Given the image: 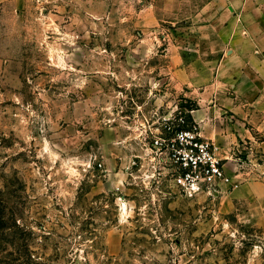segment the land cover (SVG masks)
Masks as SVG:
<instances>
[{"label":"rangeland","instance_id":"1","mask_svg":"<svg viewBox=\"0 0 264 264\" xmlns=\"http://www.w3.org/2000/svg\"><path fill=\"white\" fill-rule=\"evenodd\" d=\"M199 1L0 3V264H264V201L234 192L264 184L257 97L239 104L248 120H214L227 135L213 140L228 174L216 194L129 168L155 109L199 125L202 56L219 51L205 43L224 39Z\"/></svg>","mask_w":264,"mask_h":264},{"label":"crops","instance_id":"2","mask_svg":"<svg viewBox=\"0 0 264 264\" xmlns=\"http://www.w3.org/2000/svg\"><path fill=\"white\" fill-rule=\"evenodd\" d=\"M183 1L172 0L180 8L184 6ZM200 1L206 14L221 18L220 31L224 33V39L217 43H205L206 47L213 45L219 51L214 55L206 53L208 56H202L203 62L213 64V69L211 77L204 76L203 108L194 111L192 116L199 123L204 137L220 143L218 140L227 135L213 129L214 120L218 124L228 117L227 113L238 114L240 110L244 113L241 118L248 120L251 106L242 108L239 104H251L254 97H257L259 108L264 111V0ZM187 81L198 84L191 78ZM244 134L250 136L249 131ZM218 153L226 158L223 152L218 150ZM234 192L241 201L254 198L264 201V184L259 182L242 183Z\"/></svg>","mask_w":264,"mask_h":264},{"label":"built area","instance_id":"3","mask_svg":"<svg viewBox=\"0 0 264 264\" xmlns=\"http://www.w3.org/2000/svg\"><path fill=\"white\" fill-rule=\"evenodd\" d=\"M139 124L136 138L142 152L132 156L129 168H144L148 178L164 179L186 197L211 196L225 184V159L199 125L187 120L186 112L176 108L161 114L155 109Z\"/></svg>","mask_w":264,"mask_h":264}]
</instances>
